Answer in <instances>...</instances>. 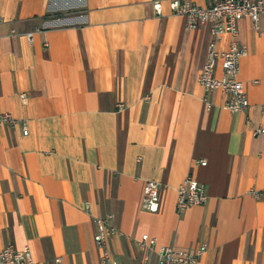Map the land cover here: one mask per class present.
<instances>
[{
  "label": "crops",
  "instance_id": "obj_1",
  "mask_svg": "<svg viewBox=\"0 0 264 264\" xmlns=\"http://www.w3.org/2000/svg\"><path fill=\"white\" fill-rule=\"evenodd\" d=\"M154 1L0 0V113L28 126L0 125V249L99 264L96 219L111 214L106 247L122 264L143 263L144 234L152 260L161 246L205 245L199 264H264V195L251 194L264 190V23H238L249 107L232 112L198 81L209 24L188 29ZM189 175L208 199L178 213ZM149 179L158 212L141 207Z\"/></svg>",
  "mask_w": 264,
  "mask_h": 264
},
{
  "label": "built area",
  "instance_id": "obj_2",
  "mask_svg": "<svg viewBox=\"0 0 264 264\" xmlns=\"http://www.w3.org/2000/svg\"><path fill=\"white\" fill-rule=\"evenodd\" d=\"M206 7L199 6L188 0H169V7L174 14L180 15L185 20V27L196 29L209 24L212 41L209 44L208 57L198 81L205 91V101L212 91L219 90L226 100L224 107L232 112L244 111L249 107V100L245 93L243 83L239 79L240 58L246 54V50L238 41V23L244 18H249L253 26L258 29L264 23V0H209ZM157 14L162 12L160 0L153 2ZM224 35H229V45L226 50L218 49V42ZM221 73H218V70ZM24 101L26 96L23 95ZM264 112V104L262 105ZM20 123L23 133H28L25 121L19 122L10 113H0V125H16ZM264 128H258L255 134H263ZM205 165V161L199 162ZM161 183L156 180H146L143 185L141 207L148 212H158L161 206ZM251 194L258 198L264 195V190L253 188ZM208 194L203 183L193 176H187L178 186L176 209L178 213L185 212L188 208L203 205L207 202ZM90 203L86 202V209ZM112 215L96 219L95 242L101 248L99 264H122L118 262L106 247L108 238L116 231L112 225ZM154 238L144 234L140 241V247L146 250L142 264H199L207 251L205 245H199L191 249H179L174 246H161L157 251L155 260L150 258L148 243H155ZM0 264H35L31 247L25 245L16 248L8 244L0 249ZM55 264H63L61 257L55 258Z\"/></svg>",
  "mask_w": 264,
  "mask_h": 264
}]
</instances>
